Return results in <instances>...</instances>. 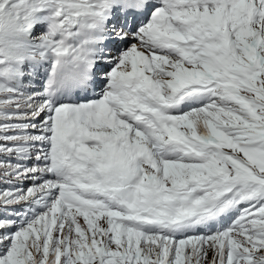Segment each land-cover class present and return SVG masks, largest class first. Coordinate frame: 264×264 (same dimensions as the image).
<instances>
[{
    "label": "snow or ice",
    "instance_id": "snow-or-ice-1",
    "mask_svg": "<svg viewBox=\"0 0 264 264\" xmlns=\"http://www.w3.org/2000/svg\"><path fill=\"white\" fill-rule=\"evenodd\" d=\"M0 264H264V0H0Z\"/></svg>",
    "mask_w": 264,
    "mask_h": 264
}]
</instances>
